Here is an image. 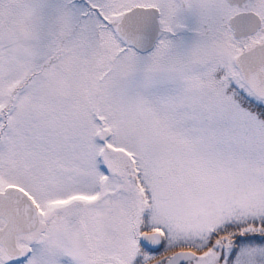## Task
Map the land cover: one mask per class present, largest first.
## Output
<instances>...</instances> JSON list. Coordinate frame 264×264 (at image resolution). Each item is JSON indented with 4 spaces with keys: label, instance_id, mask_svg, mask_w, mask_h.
Masks as SVG:
<instances>
[{
    "label": "rangeland",
    "instance_id": "obj_1",
    "mask_svg": "<svg viewBox=\"0 0 264 264\" xmlns=\"http://www.w3.org/2000/svg\"><path fill=\"white\" fill-rule=\"evenodd\" d=\"M155 3L0 0V191L41 210L21 264H264L262 236L211 243L226 226L264 235V100L237 80L239 46L179 34L182 16L164 13L150 54L126 47L109 23Z\"/></svg>",
    "mask_w": 264,
    "mask_h": 264
},
{
    "label": "flooded vegetation",
    "instance_id": "obj_2",
    "mask_svg": "<svg viewBox=\"0 0 264 264\" xmlns=\"http://www.w3.org/2000/svg\"><path fill=\"white\" fill-rule=\"evenodd\" d=\"M158 4L140 6L156 8L161 20H163L164 13L171 20L179 19L180 16L187 21L190 20L191 26L188 29L179 28L178 33H186L189 36L196 34L202 39L210 38L214 49H217V45L222 49V44L227 43L239 46L238 54L232 60V65L236 68L237 80L249 84L253 91L264 99V50L255 55L254 59L246 60L247 68L245 70L236 67V60L240 55L264 46V0H159ZM234 19L233 27L239 32L257 27L258 22L260 26L254 33L248 34L246 37L236 38L233 27H231V21ZM174 30L170 34L178 36L179 34ZM163 31V27L160 26L159 35ZM4 226V222L0 219V230ZM29 235L31 233L16 236L15 241L19 248L16 256H10L7 250L0 246V255L13 260L5 264H21L19 259L26 254L27 246L22 252L23 243L19 244V241ZM19 255L20 257H18Z\"/></svg>",
    "mask_w": 264,
    "mask_h": 264
},
{
    "label": "water",
    "instance_id": "obj_3",
    "mask_svg": "<svg viewBox=\"0 0 264 264\" xmlns=\"http://www.w3.org/2000/svg\"><path fill=\"white\" fill-rule=\"evenodd\" d=\"M117 30L120 36L127 43L132 44L136 51L140 53L149 52L157 38V13L153 9H134L124 15ZM256 51L257 49L254 52ZM252 53L241 56L238 59V65L241 66L243 59L251 57ZM0 216H3L7 221L5 230L0 233V243L9 250H12L15 234L33 230L38 223L32 203L24 193L14 188H9L5 193L0 194ZM140 242L144 247L154 252L158 251L162 244L158 234H144L140 237ZM195 259L196 255L191 252H178L166 260L164 264H185L193 262Z\"/></svg>",
    "mask_w": 264,
    "mask_h": 264
},
{
    "label": "trees",
    "instance_id": "obj_4",
    "mask_svg": "<svg viewBox=\"0 0 264 264\" xmlns=\"http://www.w3.org/2000/svg\"><path fill=\"white\" fill-rule=\"evenodd\" d=\"M232 233H234L231 236V239L234 241L238 240V237H240V235L237 232V228L236 227H226L216 233L213 234L212 238H211V243H213L215 240L222 238V237H226V236H230ZM256 234V233H255ZM254 233L252 234H245L244 238H248V237H252L255 236ZM244 241H248V240H244Z\"/></svg>",
    "mask_w": 264,
    "mask_h": 264
}]
</instances>
